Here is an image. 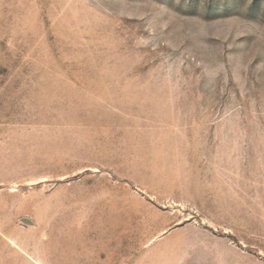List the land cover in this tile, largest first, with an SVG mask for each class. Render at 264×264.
I'll return each instance as SVG.
<instances>
[{"label":"rangeland","instance_id":"374dc122","mask_svg":"<svg viewBox=\"0 0 264 264\" xmlns=\"http://www.w3.org/2000/svg\"><path fill=\"white\" fill-rule=\"evenodd\" d=\"M0 264H264V0H0Z\"/></svg>","mask_w":264,"mask_h":264}]
</instances>
